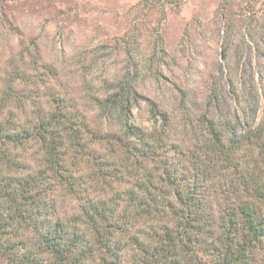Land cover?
I'll list each match as a JSON object with an SVG mask.
<instances>
[{
  "label": "trees",
  "instance_id": "16d2710c",
  "mask_svg": "<svg viewBox=\"0 0 264 264\" xmlns=\"http://www.w3.org/2000/svg\"><path fill=\"white\" fill-rule=\"evenodd\" d=\"M161 50L127 59L131 79L97 99L122 131L91 128L66 96L43 94L36 59L0 65V264H264V114L246 126L236 109L224 123L211 109L202 139L171 141L172 116L139 84ZM142 100L150 128L132 120ZM61 196L74 205L61 210Z\"/></svg>",
  "mask_w": 264,
  "mask_h": 264
},
{
  "label": "rangeland",
  "instance_id": "374dc122",
  "mask_svg": "<svg viewBox=\"0 0 264 264\" xmlns=\"http://www.w3.org/2000/svg\"><path fill=\"white\" fill-rule=\"evenodd\" d=\"M263 10L264 0H0L1 70L36 59L31 78L43 94L52 88L66 96L91 128L122 131L124 121L116 112L106 115L97 99L133 73L127 59L146 63L158 44L162 50L153 72L141 76L140 92L172 116L171 141L187 144L204 137L202 120L214 117L211 109H219L214 119L222 123L236 109L246 126L264 114ZM126 31L134 41L130 57L121 39ZM250 31L252 49L243 42ZM214 91L223 92L216 107ZM151 117L146 100L132 113L141 128L152 126ZM55 203L64 211L74 200L61 196Z\"/></svg>",
  "mask_w": 264,
  "mask_h": 264
}]
</instances>
